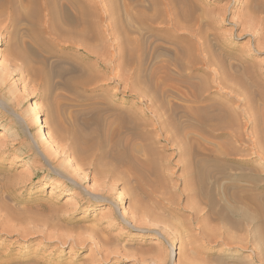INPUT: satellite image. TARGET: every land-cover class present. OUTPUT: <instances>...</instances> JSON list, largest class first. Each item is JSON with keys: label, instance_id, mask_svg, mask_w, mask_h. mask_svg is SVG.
<instances>
[{"label": "rangeland", "instance_id": "1", "mask_svg": "<svg viewBox=\"0 0 264 264\" xmlns=\"http://www.w3.org/2000/svg\"><path fill=\"white\" fill-rule=\"evenodd\" d=\"M204 1L208 2L206 7L197 6L199 9L193 8L195 11L190 8L194 11L190 13L191 17L194 14L191 21L201 18L193 21L195 26L191 22V26L198 27L197 30L183 21L179 23V29L175 28L173 23L163 20L164 11L159 8L145 9L151 15L154 11L153 17L134 6L127 11L122 7L121 11L117 8L118 0H85L84 3L110 9L115 6L118 10L114 12L121 19L132 18L125 21L126 24L130 22L127 25L130 26L129 32L128 29H120L117 23L121 19L113 16V9H109L113 17L107 15L108 19L104 17L98 22V27L104 29L102 33L98 28L93 39H78L75 33L73 35L72 28L47 21L45 10L37 9L34 0H30L31 17L23 21L17 31L0 29V264H137L138 259L150 257L148 252L152 249L167 253L165 255L170 264H176L184 254L189 256L192 264H264V106L258 94L264 92V87H255L251 93L242 87L244 90L241 91L237 81L234 80L235 84L228 77L230 71L236 70L240 74L245 67L252 68L251 71L255 69L260 77L264 75V42L260 44V49L250 38L256 28H264V23H253L242 5L230 9L228 5L224 6L227 0ZM185 9L189 13V8ZM119 10L122 13L125 11L126 16ZM176 10L179 13L184 11L181 8ZM138 12L143 13V16L140 15L142 18L147 14L145 23L138 22ZM202 13H210L209 18H206L208 14L202 16ZM156 15H159L160 21H157ZM149 17L154 21L147 22ZM110 18L113 24L118 21L117 31L112 33L107 30L105 33L103 31ZM208 19L210 23L206 22ZM253 24H256L254 30ZM237 25L238 29L234 27ZM242 27L243 31H247L242 32ZM137 30L142 40L140 44L150 57L147 62L145 58L140 61L145 71L142 70L143 77L139 81L133 82L129 77L137 74L139 66L131 59L136 55L133 39ZM97 35L101 36L102 42L96 39ZM202 41L206 46L201 44ZM207 45H210L209 49ZM178 47H188L184 49L188 57L185 55L181 60L185 66L178 67L175 63ZM87 48L94 50L95 54L86 51ZM194 49L199 52L195 54H201L200 58L193 53L196 52ZM13 54L19 57L14 58ZM223 54L227 58H235L229 72L223 68ZM192 55L199 59H205L206 55L214 58L210 64H204L203 59L197 62V58H191ZM219 67L228 74H221L223 69L219 71ZM217 73L225 80L228 78L227 84H224L228 86L212 88L210 83L211 90H208L209 80L206 85L208 91L205 86L204 91L202 88L203 92L199 93V102L221 101L230 111H236H233L235 119L240 117V121H236L237 128L232 126L236 124H232L233 121L230 126L227 125L231 128L226 126L224 133L215 129L210 135L205 133L200 137L190 123L193 118H184L182 111L188 112L195 107L192 105L198 106L191 104L195 93L192 91L193 96L190 92L199 76L209 79ZM238 75L235 74V77ZM239 89L247 94H242ZM235 92H240V95ZM251 94L255 95L252 101L256 105L252 101L251 104L263 117L261 121L259 119L261 124L257 121L260 127L257 122L254 123L259 129L254 128L255 133L254 129L250 131L248 128L251 122L242 116V111L247 109L243 99L247 100V95ZM187 96H190L189 99ZM158 97L164 98L165 102L160 99L164 104L155 100ZM171 104H177V109L170 116L169 107L175 108ZM188 104L189 108H186ZM35 113L45 122L46 128L39 129ZM128 115L133 119H129ZM175 123L179 133L173 129ZM160 124L163 125L162 133L158 129ZM134 126L135 131L146 135V139L140 140L131 134L129 128ZM238 126L239 133L236 132ZM46 132L52 135L54 144L48 141ZM234 133L242 137L239 139ZM197 136L201 140L204 136L205 139L200 141ZM258 136L261 137L258 140L260 143L256 141ZM140 141L142 145L156 149L154 156L152 153L146 156L153 157L151 160L161 171V184L157 180L158 185L154 179L152 183L145 182L137 172L130 171L125 165H117V174L121 176L117 175L118 180L107 186L111 197L104 202L91 197L88 198L90 203L82 204L84 201H80V206L75 208L72 193L59 186L63 181L59 178L60 173H76L83 188H94L96 184L86 180L95 169L103 170L104 164L101 168L100 165L92 167V160L99 155L98 143L111 151L130 153L138 160L142 156L140 161H146V152L141 151V147L137 148L141 146ZM2 144L6 147L3 148ZM50 147H53L52 151ZM44 149L49 150L53 158L50 165L40 153ZM203 150L212 151V157L208 159L206 154L209 153ZM199 152L205 153V156ZM185 154L187 156H183ZM69 156L73 160L71 165L67 162ZM203 157L208 158L204 160ZM195 165L203 172L199 170V174ZM49 179L60 182L56 186ZM254 196L258 211L251 203ZM92 205L100 206L98 210H91ZM85 207L87 209L83 210ZM112 212L115 213L113 220L105 217ZM124 215L140 231L129 228L122 219ZM160 234H163V240L157 238ZM104 254H109L106 262Z\"/></svg>", "mask_w": 264, "mask_h": 264}, {"label": "bare ground", "instance_id": "2", "mask_svg": "<svg viewBox=\"0 0 264 264\" xmlns=\"http://www.w3.org/2000/svg\"><path fill=\"white\" fill-rule=\"evenodd\" d=\"M84 1L85 0H34V6H36L37 5V9H39V10H45V12H46V16L47 17H45V19L47 18V21H51L52 23H55V24H58V23H60V24H62V25H64V26H66V28L67 27H69V28H72L71 30H74V32H73V35H74V33L78 36V39L81 37V38H84V39H89L90 37L93 39L94 37H95V32L97 33V30H98V28H101V33H102V30H104V29H102V27H98V22H100L101 21V19H103L105 16H112L111 14V12L109 11V7L108 8H106V6H97V5H91V4H85L84 3ZM218 1V0H217ZM219 1H223V0H219ZM246 1V2H245ZM244 2H242V1H239V0H227L226 2L224 1V4H226V5H224L225 7L228 5L229 7H230V9L231 8H236V6L237 5H242L244 8L243 9H247L246 11H248L249 13H247V15H249L252 19H253V23L255 22V23H264V0H245ZM214 2H215V0H214ZM208 2H206V1H204V0H118V5H119V7H117L118 9L120 8V10H121V8L123 7V9H125V11H127L128 10V8H130L131 6H134V7H136V8H138L139 10H145L146 8H149V9H162L164 12V17H163V20H165V21H167V22H169V23H173L174 25H175V28L177 27L178 29H179V27H178V25H179V23L180 22H185V24L187 23V24H190V26H191V22H192V24H193V21H195V22H197V21H199V20H201V18L199 19V20H193V21H191L193 18H194V14H192L193 15V17H191L190 15V13H193L194 11H195V9H193V8H198L197 6H205L206 4H207ZM30 4H31V2H30V0H24V1H22V0H1V2H0V29H2V27H3V29L5 30V29H8V28H11V30L12 31H17L19 28H20V26L22 25V22L23 21H28V19L31 17V15H32V9H31V6H30ZM121 6V7H120ZM207 6V5H206ZM205 6V7H206ZM227 6V7H228ZM189 8V10H190V8L192 9V10H194L193 12H192V10H190L189 11V13L186 11V9L185 8ZM205 7H203V8H205ZM224 7V10L226 9ZM115 6H114V8L112 7L111 9H113V11L112 12H114V10L115 9H117ZM132 8V7H131ZM178 8H181V10L182 9H184V11L182 10V11H180L181 13H179V11L178 12H175V10L177 9L178 10ZM203 8H200V9H202V10H204ZM208 8V7H207ZM110 9V10H111ZM117 9V10H118ZM149 9L147 10L148 12H149ZM199 9V8H198ZM229 9V10H230ZM116 10V11H117ZM119 10V11H120ZM144 10L142 11V12H144ZM176 10V11H177ZM180 10V9H179ZM222 10H223V8H222ZM223 10V11H224ZM38 11V10H37ZM121 11H123V10H121ZM120 11V12H121ZM125 11L122 13L121 12V14L123 15H125ZM152 11V10H151ZM160 11V10H159ZM199 11V10H198ZM197 11V12H198ZM118 12V11H117ZM116 12V13H117ZM131 12H132V10H131ZM145 12H146V10H145ZM145 12H144V14H145ZM158 12V11H157ZM187 12V13H186ZM196 12V13H197ZM202 12V11H201ZM111 13V14H110ZM128 13H129V11H128ZM139 13V18H137V20H138V22L140 21L141 23H143V21H144V23H145V20H146V18L145 17H147V14L142 18L141 16H143V13H141L140 14V12H138ZM161 13V17L163 16V13H162V11L160 12ZM222 13V12H221ZM119 14V13H118ZM130 14H132V13H130ZM129 14V15H130ZM206 14H208V13H205V14H203L202 13V16L203 15H205L206 16ZM141 15V16H140ZM148 15H151V13L150 14H148ZM153 15H154V11H153ZM153 15H151V17H153ZM198 15H200V14H197V16ZM209 15H210V13L208 14V17H206V18H209ZM223 15V14H222ZM97 18H96V17ZM113 16H117V14H115V12H114V15ZM112 16V17H113ZM126 16V15H125ZM124 16V17H125ZM157 16V15H156ZM155 16V17H156ZM225 16V15H224ZM111 17V18H112ZM118 17V18H117ZM117 17H115V18H117V19H119L120 18V15L119 16H117ZM122 17V16H121ZM129 17V16H128ZM151 17H149L148 18V20H147V22L149 21H151ZM154 17V18H155ZM158 17V18H157ZM156 18L158 19L157 21H160V17H159V15L157 16ZM199 17H201V15L199 16ZM219 17V16H218ZM96 18V19H95ZM106 18V17H105ZM111 18H110V22H111ZM115 18H113V19H115ZM203 18V17H202ZM106 19H108V18H106ZM121 19V18H120ZM123 19V20H122ZM121 19V21L119 20V24L117 23V25H120V29H123L124 31L125 30H127L128 32L130 31L129 30V28H130V26H127L129 23H127L126 24V20H128L129 18H127L126 17V22L124 21V19L125 18H122ZM132 19V18H131ZM131 19H129L130 21H131ZM196 19V18H195ZM204 19V18H203ZM210 19H211V17H210ZM222 19V18H221ZM224 19V18H223ZM134 20V19H133ZM132 20V21H133ZM161 20H162V18H161ZM212 20H213V18H212ZM212 20H210V21H212ZM225 20V19H224ZM224 20H223V22H224ZM113 21V20H112ZM152 21H154V19H152ZM164 21V22H165ZM209 21V19L206 21V22H208ZM215 21V20H214ZM110 22H109V24L107 23V27L105 28L106 30L105 31H103V32H105L106 33V31L107 30H110L112 33L113 32H115V31H117V29H116V23H115V21H114V24L111 22V24H110ZM25 23V22H24ZM134 23V22H133ZM132 23V24H133ZM200 23V22H199ZM208 23H210V22H208ZM212 23V22H211ZM252 23V22H251ZM126 24V25H125ZM135 24V23H134ZM197 25H198V23H196ZM201 24H202V21H201ZM200 24V25H201ZM25 25V24H24ZM100 25V24H99ZM122 25H123V27H122ZM172 25V24H171ZM194 25V24H193ZM206 25V24H205ZM230 25H232V24H230ZM238 25H240V23H238ZM234 26L236 29H238L239 28V26ZM255 27H253V30L256 28V24H253ZM252 25V26H253ZM188 26V25H187ZM195 26V25H194ZM204 26V25H203ZM242 26V25H241ZM129 27V28H128ZM141 27V26H140ZM191 27H193V26H191ZM190 27V28H191ZM197 27V26H196ZM244 27V29L246 28L245 26H243ZM243 27L241 28V31L242 32H246L247 30H244L243 31ZM260 27V26H259ZM115 28V29H114ZM173 28H174V26H173ZM174 28V29H175ZM195 27H193V29H194ZM141 29V28H140ZM178 29H175V30H178ZM181 29H182V27H181ZM180 29V30H181ZM196 30L198 29V27L197 28H195ZM234 29V28H233ZM247 29V28H246ZM251 29V28H250ZM136 30V29H135ZM190 30V29H189ZM195 30V31H196ZM1 31V30H0ZM70 31V30H69ZM118 31H119V28H118ZM123 31V32H124ZM126 31V32H127ZM192 31V30H191ZM194 31V30H193ZM199 31H201L200 30V26H199ZM249 31V30H248ZM5 32V31H4ZM108 32V31H107ZM127 32V33H128ZM100 33V34H101ZM119 33V32H118ZM135 33V37H134V39H133V41L135 42L134 44H135V48H136V55H134V56H132L131 57V59H132V61L133 62H135V63H139V66H138V68H137V74L135 73H133V75H131L129 78L130 79H132V81L134 82V81H139L138 79H140L141 77H143V74H142V66H141V64H140V61L141 60H143L144 58H145V60H146V62L148 61V57H150V55H147L145 52H144V49H143V47H142V44H140L141 43V36L139 35L140 33H138V30L137 31H135L134 32ZM191 33V32H190ZM192 33H194V32H192ZM197 33V32H196ZM199 33V32H198ZM202 33V32H201ZM253 34L251 35V42H253L254 43V46L255 47H259L260 46V44H262V42H264V28H260V29H258V28H256V30H254L253 32H252ZM99 34V35H100ZM200 34V33H199ZM210 34V33H209ZM232 34V33H231ZM99 35H97V37H96V39L99 41V42H102L103 40H101V38H103V34H101L102 35V37L101 36H99ZM114 35H116V34H114ZM118 35V34H117ZM189 35H191V34H189ZM201 35V34H200ZM241 35V34H240ZM99 36V37H98ZM208 36H210V35H208ZM101 37V38H100ZM191 37V36H190ZM77 38V37H76ZM210 38V37H209ZM77 39V40H78ZM190 39V38H189ZM83 40V39H82ZM128 40V42H129V39H127ZM126 40V41H127ZM193 40V39H192ZM191 40V41H192ZM79 41V40H78ZM127 42V43H128ZM205 42H207V41H205ZM194 43V42H193ZM199 43V42H198ZM204 42L202 41V43L201 44H203ZM207 43H209V42H207ZM177 44V43H176ZM175 44V45H176ZM195 44H197V42L195 43ZM178 45H179V43H178ZM187 45H189V43H187ZM191 45V47H195L194 46V44L192 45V44H190ZM204 45L206 46V44L204 43ZM19 47H20V45H18ZM22 46V45H21ZM180 46V45H179ZM201 46V45H200ZM208 46V45H207ZM16 47V46H15ZM14 47V48H15ZM23 47V46H22ZM21 47V48H22ZM190 47V46H189ZM202 47V46H201ZM201 47H200V49H201ZM209 47H210V45L207 47L208 49H209ZM134 48V47H133ZM179 48V47H178ZM186 48H188V47H186ZM186 48H179L178 49V51L176 52V59H175V63H176V65L179 67V65H182V61L181 60H183V58H184V56L186 55V53H185V50L184 49H186ZM192 48V49H193ZM197 48V47H196ZM204 48V47H203ZM250 48V47H249ZM260 48V47H259ZM259 48H256V49H259ZM16 49V48H15ZM90 49V50H89ZM260 49H262V47L260 48ZM13 50V49H12ZM188 50V49H187ZM16 51H17V49H16ZM86 51H89V52H91V53H94L95 54V52H94V50H91V48H87L86 49ZM161 51V50H160ZM193 51V50H192ZM194 51H196V52H193L194 54L195 53H198L199 54V52H197L198 50H196V49H194ZM162 52V51H161ZM188 52V51H187ZM189 52H191V51H189ZM200 52H203V51H200ZM209 52V51H208ZM166 53V52H165ZM192 53V52H191ZM207 52L205 51V54H206ZM17 54V53H16ZM16 54H13L14 55V58L15 57H19L18 55H16ZM123 54V53H122ZM193 54V55H194ZM28 55V54H27ZM187 55H189V54H187ZM186 55V56H187ZM192 55V56H193ZM195 55H197V54H195ZM201 55V54H200ZM200 55H197L198 57L200 56ZM208 55H211V54H209L208 53ZM152 56V55H151ZM195 57V56H193V57H191V58H197V59H195V60H197V62L198 61H200L201 59H203V57L201 58V59H199L198 57ZM213 56H215L214 55V53H213ZM188 57V56H187ZM187 57H185V58H187ZM205 57V56H204ZM207 57H209V58H207ZM211 56H207L206 55V58L205 59H203L204 61V64L205 63H208V64H210L211 63V61H213V58H212V60H211V58H210ZM230 57V56H229ZM152 58L153 57H151V60H152ZM190 58V57H189ZM222 58L223 59H225V61H223L224 62V66L221 64V66H223V68L225 67L226 69H227V72H229L230 70H231V68L233 67V62L235 61V58H227L224 54H223V56H222ZM193 59H192V61H193ZM241 59H243V58H241ZM12 60V59H11ZM16 60V59H15ZM191 60V59H190ZM127 61H131V60H129V57H128V60ZM173 61H174V59H173ZM4 62V61H3ZM128 62V63H129ZM184 62H185V59H184ZM186 62H188V60L186 59ZM190 62V61H189ZM195 62V61H194ZM202 62V63H203ZM246 62V61H245ZM13 63V62H12ZM127 63V62H126ZM181 63V64H180ZM220 63V62H219ZM184 64V63H183ZM4 65V64H3ZM2 65V66H3ZM220 65V64H219ZM237 65V64H236ZM235 65V66H236ZM182 66H185V65H182ZM241 66V65H240ZM252 66V65H251ZM177 67V68H178ZM215 67V66H214ZM217 67V66H216ZM215 67V68H216ZM192 68V67H191ZM207 68V67H206ZM220 68H222V67H219V71H220ZM222 68V69H223ZM224 68V69H225ZM5 69V68H4ZM208 69V68H207ZM224 69L222 70L223 71V73H222V71L220 72L221 74H224V73H226V72H224ZM250 69H252V68H250ZM250 69H247V67H245V68H243L242 69V73L240 72V74H239V72H237L236 70L234 71V72H237V73H235L236 75H238V76H236L235 77V74H232V73H234V72H232L231 73V71L229 72V74L228 73H226V75L228 74L229 76V78H231V80L233 79V81L234 80H236L237 81V84L239 85V87H241L240 89H241V91L242 90H247L248 92H252V90H253V88H262V87H264L263 85H264V75L262 76V77H260L259 76V74L256 72H254L255 71V69H254V71H251ZM179 70H180V72L182 71L180 68H179ZM218 70V69H217ZM229 70V71H228ZM3 71V70H2ZM145 70H143V72H144ZM179 72V73H180ZM152 73V72H151ZM178 73V74H179ZM215 73V72H214ZM261 73V72H260ZM220 74V75H221ZM12 75V74H11ZM181 76L183 75V74H180ZM179 75V76H180ZM225 75V74H224ZM224 75H223V77H224ZM225 75V76H226ZM186 76V75H185ZM192 76V75H191ZM11 77V76H10ZM128 77V76H127ZM193 77V76H192ZM235 77V78H234ZM188 78V77H187ZM190 78V77H189ZM225 78V77H224ZM184 79H186V77L184 78ZM195 79H197L196 77H195ZM246 79V80H245ZM129 80V79H128ZM186 80H188V79H186ZM211 82H210V81ZM214 80V81H213ZM227 81H228V78L226 79ZM226 80L225 79H223V78H221L220 76H218V73L217 74H215L212 78H209V79H204V78H202L201 76H199V78H198V82H196L195 84H193L194 86H193V90H191V95H193L192 94V91L195 93V96L193 97L194 99H193V101H192V103L191 104H197L198 106H196V105H192V106H195L194 108L193 107H191L189 110H188V112H185V111H182L183 112V117L184 118H187V119H190V118H188V117H191V118H193L192 120V122H190V123H192V127H194L193 129L195 130V132L197 131L198 132V134H199V136L201 137V135L202 134H205V133H208V135H210L211 134V132H212V130H215V129H218V130H221V132L222 133H224V129H227L226 128V126L227 125H231V123L233 122V121H235V122H233L232 124H234V123H236V121L238 120V121H240V117L238 118V115H240V114H238V112H237V118L238 119H235L236 117L234 116V115H236V114H234V112L236 113V111H230V109L228 108V106L226 107L225 105H224V103L222 104L221 103V101L219 102V101H216V99H213V101H215V102H209V103H203V104H200V98L201 97H199L200 95H199V93L200 92H203L204 91V88H205V86L207 85V83H208V81H209V89H208V87L206 86V90L208 89V90H211L210 89V87H211V85H212V88H215V87H218V88H220V89H222L223 87H225V86H228V85H224L225 83H226ZM190 81V80H189ZM232 81V82H233ZM7 82L8 81H6L5 83L7 84ZM187 82V81H186ZM235 82V81H234ZM210 83H212L211 85H210ZM188 84V83H187ZM191 84V83H190ZM215 84V85H214ZM227 84V83H226ZM235 84H236V82H235ZM5 85V84H4ZM149 85V84H148ZM189 85V84H188ZM9 86H10V84H9ZM8 86V87H9ZM150 86V85H149ZM156 86H158V85H156ZM215 86V87H214ZM3 87V86H2ZM5 87H6V85H5ZM5 87H3L4 89H5ZM12 87V86H11ZM190 87V86H189ZM192 87V86H191ZM242 87L244 88V89H242ZM160 88V87H159ZM162 88V87H161ZM202 88H203V91H201L202 90ZM217 88V89H218ZM230 88V87H229ZM228 88V89H229ZM233 88V87H232ZM237 88V87H236ZM2 89V88H1ZM9 89V88H8ZM166 89V88H165ZM191 89V88H190ZM240 89H239V91H240ZM154 90V92H155V89H153ZM207 90V91H208ZM213 90H215V89H213ZM226 90V89H225ZM230 90V89H229ZM236 89H234V91H235ZM257 91L259 90V89H256ZM262 90V89H261ZM151 91V90H150ZM171 91H173V90H171ZM240 91V92H241ZM246 91V92H247ZM263 91V90H262ZM175 92V91H174ZM231 92V91H230ZM239 92V93H240ZM244 92V91H243ZM243 92H241L242 94H243ZM189 93V94H190ZM232 93V92H231ZM236 93V95L238 94V95H240L239 93H237V92H235ZM245 93V92H244ZM245 94H247V93H245ZM255 94V93H254ZM253 94V96H252V94L251 95H247V100H246V98H245V100L243 99V104H245V105H243V106H245V108L247 107V109L249 110H247V109H245L244 111H242L243 112V114H242V116H244V118L246 117L247 119H248V121L249 122H251V125L248 127L249 129H250V131H252V129H254V128H256V126H255V124L254 123H256L257 121L259 122V119L262 117V116H264V115H259V113L258 112H256V110L254 109V108H257V107H253V105L255 106L256 105V103L254 104V101H252V98L253 97H255V95ZM258 94L260 95V97H258V98H260V99H262L261 101L263 102L262 104H263V106H264V92H261V94L258 92ZM190 95V96H191ZM231 95V94H230ZM163 96V95H162ZM189 96V97H190ZM243 96V95H242ZM157 97V96H156ZM160 97V96H159ZM158 97V98H159ZM189 97L187 96V99H189ZM155 99V100H160V99H162V98H159V99ZM191 98H192V96H191ZM243 98H244V96H243ZM202 99H205V98H202ZM238 99H239V97H238ZM254 99V98H253ZM206 100V99H205ZM161 101V100H160ZM163 101H164V98H163ZM163 101H161L163 104H164V102ZM188 101V100H187ZM206 101H209V100H206ZM251 101H252V104H251ZM153 102H154V100H153ZM160 102V103H161ZM188 102H190V100L188 101ZM204 102V101H203ZM260 102V101H259ZM159 103V102H158ZM159 103V104H160ZM151 104H153V103H151ZM173 104V103H172ZM171 104V105H172ZM175 104V103H174ZM173 104V105H174ZM190 104V103H189ZM189 104L187 105L188 107H186V108H189ZM190 104V105H191ZM260 104V103H259ZM172 105V106H173ZM177 105V104H176ZM175 105V106H176ZM183 105V104H182ZM164 106V105H163ZM175 106H173V107H175ZM161 107H162V105H161ZM168 107V106H167ZM166 107V108H167ZM182 107H184V106H182ZM262 107V106H261ZM33 108H35V107H33ZM163 108V107H162ZM169 108H171L170 110H169V114H170V116L172 115V113L174 112V111H176V107L175 108H172V107H169ZM264 108V107H263ZM168 109V108H167ZM255 110V112H253L254 110ZM158 110V109H157ZM156 110V111H157ZM183 110V109H182ZM191 110V111H190ZM258 111V110H257ZM131 112V111H130ZM154 112V111H153ZM178 112H180L179 111V109H178ZM159 113V112H158ZM258 113V114H257ZM128 114V113H127ZM126 114V115H127ZM181 114H180V116H182ZM123 116V115H122ZM129 116V115H128ZM159 116H160V114H159ZM169 116V117H170ZM193 116V117H192ZM158 117V116H157ZM35 118H36V120L38 119V122H39V129H44V128H46V126H45V122L44 121H42L41 120V118H39V114H36L35 113ZM133 119L131 116H129V119ZM159 118V117H158ZM171 118V117H170ZM263 118V117H262ZM122 119H124V118H122ZM121 119V120H122ZM150 119V118H149ZM156 119V118H155ZM136 120V119H135ZM157 120V119H156ZM191 120V119H190ZM189 120V121H190ZM244 120V119H243ZM262 120H264V118L262 119ZM123 121H125V120H123ZM260 121H261V119H260ZM246 122V121H245ZM258 122H257V126H259L258 125ZM238 123V122H237ZM237 123L235 124V125H232V126H235V128H237ZM263 123V122H262ZM259 124H261V122H259ZM239 125V124H238ZM247 125H248V123H247ZM246 125V126H247ZM143 126V125H142ZM188 126V125H187ZM246 126H245V128H244V130L246 129ZM174 128L173 129H175L176 131H177V133H179L178 131H180V130H178L179 129V127H178V125L175 123L174 124V126H173ZM228 127V126H227ZM239 127L240 126H238V129H237V131H236V129L234 130V132L236 131V132H238L239 133ZM260 127V126H259ZM228 128H231V127H228ZM241 128H242V126H241ZM240 128V130H242ZM158 129H159V131L162 133V131H163V125L162 124H160L159 125V127H158ZM234 129V128H233ZM258 129V127L256 128V130ZM127 130V129H126ZM129 130H130V132H131V134L133 135V136H137L140 140H144V139H146V135H144L142 132H137V131H135V130H137L136 129V127L134 126V127H130L129 128ZM255 129L253 130L254 131V133H255V131H256ZM259 130V129H258ZM257 130V131H258ZM261 130V129H260ZM123 131H125V129L123 130ZM246 131V133H247V130H245ZM244 131V132H245ZM262 131V130H261ZM189 132H191V131H189ZM243 132V133H244ZM175 133V132H174ZM210 133V134H209ZM213 133V132H212ZM257 134L259 133V132H256ZM45 134V136H47L46 138L48 139V141L50 142V143H52V144H54V140H53V137H52V135H50V134H48L47 132L46 133H44ZM137 134V135H136ZM241 134V133H240ZM179 135V134H178ZM194 135V134H193ZM196 135H197V133H196ZM234 135L237 137V138H239V135L237 136L235 133H234ZM243 135V134H242ZM256 135V134H255ZM199 136H197V138H199L200 139V141H203L205 138H204V136L202 137L203 138V140H201V138L199 137ZM231 136V135H230ZM244 136V135H243ZM253 136V135H252ZM242 137V136H241ZM240 137V138H241ZM239 138V139H240ZM248 138V137H247ZM246 138V139H247ZM255 138V137H254ZM259 138V139H258ZM258 138L256 139V141L257 142H259L258 140H260V136H258ZM150 139V138H149ZM172 139V138H171ZM234 139V138H233ZM253 139V138H252ZM254 139V140H255ZM15 141H17V140H15ZM14 141V142H15ZM176 141V140H175ZM252 141V140H251ZM143 142V141H142ZM158 142V141H157ZM195 142H197L196 140H195ZM211 142V141H210ZM235 142V141H234ZM242 142V141H241ZM246 142V141H245ZM254 142V141H253ZM91 143V142H90ZM98 143V142H97ZM138 143V142H137ZM260 143V142H259ZM6 144V143H5ZM40 144V143H39ZM140 144H141V146H137V148L138 147H141L140 148V150L141 151H145L146 152V154H144L145 156L147 155V154H150V156H151V153H152V156H154L153 155V151H155V150H152V148H148V145L146 146V145H142V143H141V141H140ZM139 144V145H140ZM146 144H148V143H146ZM199 144V143H198ZM203 144V143H202ZM210 144V143H209ZM43 145V143H41V146ZM153 145V144H152ZM199 145H201V142H200V144ZM256 145V144H255ZM2 146H3V144H2ZM39 146V145H38ZM50 146V145H49ZM76 146H79V145H77V143H76ZM98 147H99V149H98V152H99V155L98 156H96V157H94V159L92 160V167H94V166H99L100 165V168H101V166H103V164H104V166L102 167L103 168V170L102 169H100L101 171H99V169L97 170V169H93L94 171L91 173V176L86 180V181H88V182H94L95 184H96V187H94V188H83L82 186H81V183H80V179H78L77 178V176H76V173H73V172H69L68 174H61L60 173V175H59V178H61L63 181H61V185H59V186H61L66 192H69V193H72V197L74 198V200H75V202H74V204H73V206L75 207V208H77V206L79 207L80 206V201H84V203H82V204H88V203H90V201L88 202V198H91V197H93V198H97L98 200H100V201H105L106 199H109L111 196H110V194H109V191L107 190V186H109L108 184H114V181H116V180H118V177H117V175L120 177L121 175H119V174H117L118 173V171H117V169L119 168V167H121L122 165H125L130 171L132 170V171H134V172H137L136 174L137 175H139V177L143 180V181H145V182H151L153 179L155 180V182L157 181V180H159V179H161V178H159L161 175H159V173H161V171L160 170H158L156 167H155V162H153V160H151V159H153V157L151 158L150 156V158L149 157H145V160L146 161H140L141 160V157H139L140 158V160H138V158L137 157H133V156H130L131 154L130 153H128L127 154V152H125V151H121V152H116L115 150L113 151H111V150H109V149H107L106 147H105V145H103L102 143H98V145H97ZM96 146V147H97ZM205 146V145H204ZM5 147H6V145H5ZM4 146H3V148H5ZM57 147V146H56ZM91 147V146H90ZM262 147V146H261ZM1 148V147H0ZM51 148V147H50ZM53 148V147H52ZM52 148H51V150L50 151H52ZM88 148V147H87ZM30 149V148H29ZM79 149V148H78ZM125 149H127L126 147H125ZM125 149H123V150H125ZM254 149V148H253ZM88 150V149H87ZM128 150H129V148H128ZM138 149H136V151H137ZM139 150V151H140ZM209 150V149H208ZM208 150H206L209 154H206V156H208V157H203L204 158V160L206 159V158H208V159H210V157H212V155L210 154L211 152H209ZM31 151H33V150H31ZM30 151V152H31ZM86 151V150H85ZM91 151V150H90ZM199 151V150H198ZM200 151H202V150H200ZM203 151H205V150H203ZM205 151V152H206ZM239 151V150H238ZM100 152H101V154H100ZM157 152V151H156ZM182 152H184V151H182ZM255 152V151H254ZM33 153V152H32ZM41 154H42V157H44V158H46V160L48 161V163H49V165L50 164H52V160H53V158L51 157V154L49 153V150L47 151L46 149H44V151L42 152H40ZM74 153V152H73ZM90 153V152H89ZM200 154L202 153V152H199ZM214 153V152H213ZM38 154V153H37ZM130 154V155H129ZM199 154V155H200ZM203 154V153H202ZM95 155V154H94ZM55 155L53 154V157H54ZM183 156H187L186 154L185 155H183ZM202 156V155H201ZM203 156H205V153L203 154ZM144 157V156H143ZM156 157V156H155ZM35 158V157H34ZM199 158L201 159V157L199 156ZM214 158V157H213ZM55 159V158H54ZM149 159V160H148ZM196 159V158H195ZM142 160H143V158H142ZM127 161V162H126ZM138 161H139V164H138ZM67 162L68 163H70V165L72 164V162H73V160L70 158V156L69 157H67ZM126 162V164H124ZM114 163V164H113ZM65 164V163H64ZM74 164V163H73ZM157 164V163H156ZM200 164V163H199ZM91 165V164H90ZM117 165L119 166V167H117ZM140 165V166H139ZM188 166H190V165H188ZM192 166V165H191ZM196 166V165H195ZM195 166H193V167H195ZM185 167H187V166H185ZM199 167V166H198ZM96 168V167H95ZM196 168H197V166H196ZM200 168V167H199ZM71 169V168H70ZM77 169V168H76ZM188 169V168H187ZM53 170V169H52ZM66 170V169H65ZM68 170V169H67ZM78 170V169H77ZM196 170H198V173H199V170L200 169H196ZM160 171V172H159ZM190 172H191V170H189ZM195 171V170H194ZM201 172L200 173H202L203 171H202V169L200 170ZM187 172V171H186ZM186 172H184V174L186 173ZM190 172H188V173H190ZM196 172V171H195ZM208 172V171H207ZM88 173V172H87ZM192 173V172H191ZM199 173V174H200ZM125 174V173H124ZM167 174V173H166ZM193 174V173H192ZM191 174V175H192ZM78 175V174H77ZM126 175V174H125ZM190 175V174H189ZM89 176V175H88ZM163 176V175H162ZM186 176H187V173H186ZM204 176V175H203ZM210 176V175H209ZM242 176V175H241ZM191 177V176H190ZM193 177V176H192ZM128 178V177H127ZM137 178V177H136ZM248 178V177H247ZM47 179V178H46ZM133 179V178H132ZM249 179V178H248ZM50 180V183H53L54 185H56V184H58L59 182H57L58 180H54V179H49ZM140 180V179H139ZM153 180V181H154ZM68 181H70L72 184H69L68 183ZM152 181V182H153ZM161 180H159V183L161 184V182H160ZM122 182V181H121ZM125 182H126V180H125ZM151 182V183H152ZM127 183H128V181H127ZM157 183H158V181H157ZM156 183V184H157ZM159 183H158V185H159ZM68 184V185H67ZM157 185V186H158ZM57 186V185H56ZM113 186V185H112ZM111 186V187H112ZM162 185H160L159 187H161ZM164 186V185H163ZM82 187V188H81ZM242 187V186H241ZM109 188V187H108ZM156 188H158V187H156ZM243 188V187H242ZM141 189V188H140ZM127 190V189H126ZM141 190H143V189H141ZM165 190V189H164ZM242 190V189H241ZM238 191V190H237ZM128 192V191H127ZM255 192V191H254ZM88 193V194H87ZM127 194V193H126ZM132 194V193H131ZM238 194L240 195V192H238ZM238 195V196H239ZM256 196V195H255ZM255 196H254V198L252 199V205L254 204V207L256 208V210L258 211V203H257V199L255 198ZM238 199V198H237ZM242 199V197L241 198H239L238 199V202H239V200H241ZM107 201V200H106ZM235 201V200H234ZM70 202V201H69ZM136 203V202H135ZM243 203V202H242ZM68 206V205H67ZM72 206V207H73ZM93 207H91V210H98V207L100 206V205H92ZM137 206V205H136ZM139 206V205H138ZM243 206V205H242ZM48 208H49V206H48ZM254 208V209H255ZM72 209V208H71ZM85 209H87V207H85L83 210H85ZM135 209V208H134ZM140 209V208H139ZM136 210H137V208H136ZM255 210V211H256ZM115 212V211H114ZM115 213H111V214H109V215H105V217L106 218H108V217H110L111 218V220H113L112 218H115V215H114ZM148 217V216H147ZM110 218H108V219H110ZM117 218V217H116ZM129 218V217H128ZM128 218H127V216H122V219H123V221H125L126 222V224L128 225V227L129 228H131L132 230H135V231H140V229L139 228H137V227H135V225H134V222L133 223H131V222H129L130 220H128ZM258 218V217H257ZM83 219V218H82ZM102 219H104V217L102 218ZM135 219V218H134ZM73 220V219H72ZM136 220V219H135ZM160 220V219H159ZM110 221V220H109ZM116 221V220H115ZM134 221V220H133ZM71 222V221H70ZM75 222V221H74ZM139 221H138V226H139ZM145 223H146V221H145ZM115 224V223H114ZM141 224H143V223H141ZM144 226H146V224H144ZM127 227V226H126ZM139 227H141V226H139ZM143 227V226H142ZM148 228V227H147ZM148 229H150V228H148ZM168 235V234H167ZM113 237V236H112ZM119 237V236H118ZM158 239H160V240H163V234L161 235H158V237H157ZM181 239V238H180ZM191 239V238H190ZM104 240H106V237H105V239ZM192 240V239H191ZM187 241V240H186ZM189 241V240H188ZM191 242V241H190ZM95 243V242H94ZM111 243V242H110ZM183 244V243H182ZM187 244V243H186ZM195 246V245H194ZM158 247V246H157ZM162 248V247H161ZM180 248V247H179ZM112 249V248H111ZM104 250V249H103ZM102 250V251H103ZM126 250V249H125ZM99 251V250H98ZM117 251V250H116ZM127 251H128V249H127ZM159 251V252H158ZM161 250H155V249H152L151 251L149 250V252L148 253H150L151 255H149L150 257H148V258H146L145 259V257H144V259H138V261H137V264H149L150 262H151V264H170L168 261L170 260V259H167V255H165V254H167V253H165L164 254V252L163 253H161L160 252ZM114 252V251H113ZM119 252V251H118ZM184 252V251H183ZM261 252H263V251H261ZM95 253V252H94ZM97 253V252H96ZM98 253H101V251H99ZM107 253V252H106ZM108 253H109V251H108ZM111 253V252H110ZM127 253V252H126ZM191 253V252H190ZM102 254V253H101ZM112 254V253H111ZM118 254V253H117ZM124 254V253H123ZM126 255H128V253L126 254ZM132 255V254H131ZM135 255V254H134ZM137 255V254H136ZM139 255V254H138ZM141 255V254H140ZM139 255V256H140ZM146 255V254H145ZM188 255H189V253H188ZM193 255V254H192ZM118 256V255H117ZM129 256V255H128ZM108 257H109V254H104L103 255V260H105V262L108 260ZM138 257V256H137ZM142 257V256H141ZM102 258V257H101ZM124 258V257H123ZM128 258V257H127ZM132 258H134V257H132ZM169 258V257H168ZM263 258V257H262ZM255 259V258H254ZM93 260V259H92ZM102 260V261H103ZM135 260V259H134ZM133 260V261H134ZM32 261V260H31ZM37 261V260H36ZM45 262V261H44ZM90 262V261H89ZM263 262V261H262ZM197 263V262H196ZM3 264V263H2ZM176 264H192L191 263V261L189 260V256L187 257L186 256V254H184L182 257H180L179 259H178V261H177V263Z\"/></svg>", "mask_w": 264, "mask_h": 264}]
</instances>
